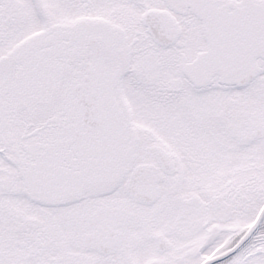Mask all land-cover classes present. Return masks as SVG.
Here are the masks:
<instances>
[{
	"label": "snow or ice",
	"instance_id": "1",
	"mask_svg": "<svg viewBox=\"0 0 264 264\" xmlns=\"http://www.w3.org/2000/svg\"><path fill=\"white\" fill-rule=\"evenodd\" d=\"M0 264H264V0H0Z\"/></svg>",
	"mask_w": 264,
	"mask_h": 264
}]
</instances>
